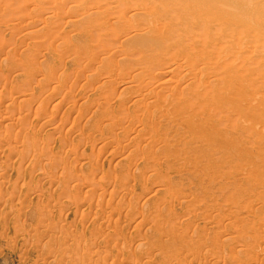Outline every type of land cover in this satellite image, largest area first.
<instances>
[{"label":"rangeland","instance_id":"1","mask_svg":"<svg viewBox=\"0 0 264 264\" xmlns=\"http://www.w3.org/2000/svg\"><path fill=\"white\" fill-rule=\"evenodd\" d=\"M9 1L0 264H264V0Z\"/></svg>","mask_w":264,"mask_h":264},{"label":"bare ground","instance_id":"2","mask_svg":"<svg viewBox=\"0 0 264 264\" xmlns=\"http://www.w3.org/2000/svg\"><path fill=\"white\" fill-rule=\"evenodd\" d=\"M4 1H5V0H4ZM11 1L14 2V3L16 2V4H18V3H17L18 1H16V0H11ZM21 1H24L23 3H24L25 5L29 2V3H28V6H29V4H31L30 6L34 5L35 3L38 4V2H39V1H37V0H28V1H26L27 3L25 2V0H21ZM21 1H20V2H21ZM49 1H51V0H48L47 3H49ZM54 1H55V0H54ZM57 1H58V0H57ZM57 1H56V3H57ZM72 1L74 2V0H72ZM72 1H70V3H71ZM86 1H88V0H86ZM91 1H92V3H93V2H96V1H98V3H99V0H91ZM110 1H111V0H110ZM9 2H10V1H9ZM12 2H10V3H12ZM20 2H19V6L21 5ZM44 2H46V0H43V2L41 1V3H44ZM67 2H69V1H67ZM89 2H90V1H89ZM108 2H109V1H107V3H108ZM113 2H114V1H113ZM113 2H110V3H113ZM47 3H46V4H47ZM56 3H53V0H52V2H50L49 4H54V5H55ZM6 4H7V3H6ZM12 4H13V3H12ZM12 4H11V5H12ZM49 4H48V5H49ZM68 4H69V3H68ZM74 4H75V3H74ZM79 4H80V3H79ZM90 4H91V3H90ZM93 4H94V3H93ZM93 4H92V5H93ZM25 5H23L24 7H20V8H19L18 5H15V6H16V9H15V7H14V5H13V6H12V7H14L13 11H15V12H12L13 14H11V15H14V14H16V13H17L18 15H21L22 13L27 12V16H26V15H25V16L27 17V19H28V18L30 19V17L32 16L31 13L35 11V8H36V7L31 8V9H29V11H27V6H25ZM56 5H57V4H56ZM77 5H78V4H76L75 6H77ZM81 5H82V4H81ZM105 5H107V4H105ZM4 6H5V5H4ZM4 6H3V7H4ZM21 6H22V5H21ZM30 6H29V7H30ZM34 6H36V5H34ZM51 6H53V5H51ZM75 6H73V7H75ZM93 6H94V5H93ZM100 6L102 7L101 4H100ZM100 6H97V8H99ZM114 6H115V5H114ZM17 7H18V8H17ZM29 7H28V8H29ZM89 7H90V6H89ZM83 8H84V7H83ZM86 8H87V7H86ZM126 8H127L126 6H123V7L121 8V12L124 11L123 13H127V17H128V19H130V18H133V19H134V18L136 17V15H137V11H136V9H133V10H127ZM1 9H2V8H1ZM3 9L5 10V8H3ZM73 9L76 10L75 8H73ZM89 9H90V8H88V10H89ZM129 9H130V8H129ZM11 10H12V9H11ZM11 10H10V11H11ZM71 10H72V9H71ZM80 10H82V8H81ZM98 10H99V9H98ZM98 10H97V11H98ZM100 10H101V9H100ZM104 10H105V8H104ZM126 10H127V11H126ZM86 11H87V10H86ZM86 11H85V10H82L81 12H86ZM91 11H92V10H90V12H91ZM101 11H102V10H101ZM125 11H126V12H125ZM92 12H95V11H92ZM20 13H21V14H20ZM96 13H97V12H96ZM101 13H102V12H101ZM32 14H33V13H32ZM51 14H52V15H51ZM53 14H54V12H52V13L50 12L51 17L53 16ZM83 14H86V13H83ZM87 14H88V13H87ZM28 15H31V16L28 17ZM54 15H55V14H54ZM89 15H90V14H89ZM83 16H84V15H83ZM90 16L93 17L92 14H91ZM26 17H25V18H26ZM36 17H38V16H36ZM45 17H46V16H45ZM48 17H50V16H48ZM48 17H46V18H48ZM80 17H81V16H80ZM87 18L90 19L91 17H87ZM36 19H37V18H36ZM83 19L85 20V18H83ZM39 20H40V19H39ZM87 20H88V19H87ZM124 20H125V19H124ZM126 20H127V19H126ZM126 20H125V21H126ZM130 20H131V19H130ZM35 21H37V20H35ZM116 22H117V21H116ZM126 22H127V21H126ZM19 23H20V22H19ZM23 23H24V22H22V25L19 26V27H18V24H17V27L20 28V29H21V28L25 29V28H24V25H25V27H26V25H28V23H27V22H26V24H23ZM35 23H37V22H35ZM122 24H123V23H122ZM128 24H129V23H128ZM32 25H33V24H32ZM28 26H29V25H28ZM35 26H36V25H35ZM37 26H39V25L37 24ZM17 27H16V29H17ZM122 27H123V26H122ZM128 27H129V26H128ZM32 28H33V27H32ZM39 28H40V27H39ZM39 28H38V29H39ZM41 28H42V27H41ZM41 28H40V29H41ZM13 29H14V28H13ZM23 29H22V30H23ZM28 29H30V27H29ZM28 29H25V30H27V32H28ZM34 29H35V28H34ZM17 30H19V29H17ZM30 30H33V29H30ZM30 30H29V32L31 33L32 31H30ZM35 30H37V29H35ZM35 30H34V31H35ZM23 31H24V30H23ZM142 31H143V30H142ZM36 32H37V31H36ZM39 32H40V31H39ZM146 32H148V31L146 30ZM146 32H145V33H146ZM24 33H25V31H24ZM140 33H142V32H140ZM34 34H35V33H33L31 36H33ZM36 34H37V33H36ZM144 35H145V34H144ZM29 36H30V35H29ZM89 40H90V39H89ZM64 42L66 43V41H64ZM58 44H59V43H58ZM79 47H81V45H79ZM83 48H84V47H83ZM73 50H74V48H73ZM76 50H77V49H76ZM76 50H75V51H76ZM78 50H79V49H78ZM69 52H71L70 54H72V51L69 50ZM93 52H94V51H93ZM112 52H113V51H112ZM118 52H119V51L114 50V53H113V54H115V53L119 54ZM75 53H77V52H75ZM91 53H92V52H91ZM91 53H90V54H91ZM94 53H95V52H94ZM94 53H93V54H94ZM70 54H69V56H70ZM73 54H74V53H73ZM73 54H72V55H73ZM93 54H92V55H93ZM117 54H115V55H117ZM189 54H190L189 51H184L183 56H188ZM92 55H91V56H92ZM95 55H96V54H95ZM95 55H93V56H95ZM97 56H99V55L97 54L95 57H97ZM82 57H83V56H82ZM78 58H79V57H78ZM80 58H81V57H80ZM92 58H93V57H92ZM195 59H196V58H195ZM91 61H92V59H91ZM154 61H155V64H156L158 67H162L163 64H164V57H163V56H159V57L155 58ZM178 68H179V67L173 68V70L176 71V72H178V70H179ZM108 81H109V80H108ZM106 84H107V83H106ZM108 84H109V83H108ZM250 91H251V90H250ZM19 97H20V96H19ZM31 97H32V96H31ZM28 100H29V98H27L26 96H24V97H22V98L20 99V101H18V102H23V103H25V102H28ZM23 106H24V105H22V107H23ZM27 106H28V104H27ZM25 110H27V109H25ZM58 118H59V117H58ZM62 118H63V117H62ZM62 118H61V119H62ZM68 119H69V116H68ZM74 119H75V118H74ZM63 121H64V120H63ZM45 122H46V121H45ZM56 122H58V121H56ZM54 123H55V122H54ZM67 123H68V122H67ZM49 124H50V123H49ZM49 127H50V125H49ZM70 130H71V129H70ZM100 180H102V179H100ZM77 182H78V181H77ZM101 182H102V181H101ZM94 192H95V191H94ZM90 259H91V258H90ZM89 261H90V260H89Z\"/></svg>","mask_w":264,"mask_h":264}]
</instances>
